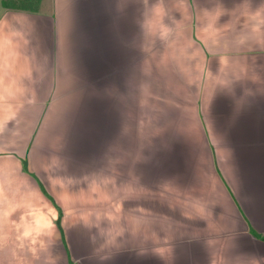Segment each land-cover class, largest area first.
I'll return each mask as SVG.
<instances>
[{"label": "crops", "instance_id": "1", "mask_svg": "<svg viewBox=\"0 0 264 264\" xmlns=\"http://www.w3.org/2000/svg\"><path fill=\"white\" fill-rule=\"evenodd\" d=\"M145 3L1 0L0 264H264V0H199L152 47ZM197 117L231 136L214 163L207 140L191 158ZM229 187L246 217L214 213Z\"/></svg>", "mask_w": 264, "mask_h": 264}, {"label": "rangeland", "instance_id": "2", "mask_svg": "<svg viewBox=\"0 0 264 264\" xmlns=\"http://www.w3.org/2000/svg\"><path fill=\"white\" fill-rule=\"evenodd\" d=\"M5 0H2V2ZM166 2L164 4L161 5L160 9L158 8L157 5V1L156 0H146V3L144 4V13H143V24L145 26V36H144V41L145 44L147 46V44H151L149 46H154L157 42H160L161 40H163L167 34H169L170 28H171V24H174V26L178 27L180 24L181 25H186L188 24V22L190 21V19H188L189 17H192V15L194 13H200V9H201V4L199 3V0H193L192 2H190L189 0H165ZM1 3V0H0ZM1 5V4H0ZM1 10V9H0ZM161 12V13H159ZM159 13V14H158ZM153 16L155 17V19L153 20ZM200 20V18H199ZM201 22V20H200ZM152 31L153 34L149 35L147 32ZM187 36L189 37L190 34V29H185L181 32H177L175 35L172 36L169 44L173 45L174 42H176L177 40H182L183 36ZM132 38V42L135 43L136 45H141L138 42V39H141V37H131ZM130 42V41H129ZM172 49V48H171ZM101 54H103V51L101 52ZM169 54L171 55L169 57L170 60H172V63L175 64L176 66H178L177 68V73L179 75V77L182 79L183 81V73L181 70V67L179 65L180 60L184 61L183 64L187 65V71L189 72V74L191 75L192 79L195 78L198 81H200V72L196 69H192V67L189 69L188 66L191 65V61H186L185 56L181 57V59L179 58L178 53H174L173 51L169 52ZM176 55V58H174L173 56ZM99 57V54H98ZM156 57V58H155ZM167 56L163 57V54L160 52L157 55L155 54L153 57H151L149 59V61H152L154 67H155V71L159 74V76L163 79V81H165L166 83H170L171 85V89L172 88H176L179 87L178 83L175 81L176 76L171 72L170 68H169V64L166 61ZM130 60H131V54H130ZM157 61V62H156ZM156 62V64H155ZM256 63H257V68L259 66L263 65V60H261V58H256ZM263 68V67H262ZM135 74L136 69L132 70ZM131 71V72H132ZM131 72H129V76H131ZM248 73H245V75H247ZM175 81V84H174ZM194 81V79H193ZM197 82H194L195 85L197 84ZM194 87V86H192ZM166 115H162L163 119L165 118ZM130 120H132V117H130ZM197 120H199V123H201V126H204L201 117H197L194 119V121L190 122L188 124V127H191V129L187 132V143L191 144V152L193 151L191 158L193 159L194 162H196L197 164L200 163L199 158L203 159V165L205 163V157H206V151L207 150L205 148V142L204 141H208L209 144V150L210 153L212 155V157L209 154V159L211 160V158L213 159V163H214V158L216 156V158L218 157V154L220 153L221 148L218 149V146H220L219 142H226L224 140H226V138H231L230 134H228L225 131H220L218 132V127L215 125L211 126V124H206L208 125V128L206 127V129L204 130L203 127L201 128L199 126V123L197 122ZM131 122V121H130ZM130 128L129 129V141H132L133 143H137L138 141H141V133H138L136 131V126L135 125H131L130 124ZM138 130V129H137ZM150 133H145L144 135L147 136ZM180 135L184 136L183 133H180ZM171 136V133L167 132L165 134L162 133H158L157 134V141L162 142V140H168L169 137ZM147 138V137H146ZM212 140V142H210ZM136 141V142H135ZM230 142V141H227ZM137 148H135L134 145H131L130 147V157H136L137 156ZM179 151V152H178ZM188 152V149H187ZM177 153L178 156H180L182 153V147H177ZM187 157H188V153H187ZM214 157V158H213ZM122 159H126V157L122 158ZM211 163V161H210ZM218 163V161H217ZM219 164V163H218ZM217 164V165H218ZM220 165V164H219ZM218 166H215V169H217ZM210 168H208L207 170H209ZM212 175L213 173H211V171L209 170L208 172V177L207 179L203 180V183H208L211 187V183L213 181L212 179ZM201 182V181H200ZM199 182V183H200ZM211 188H209L210 190ZM228 193L229 196L228 198H224L219 192L218 194H216L215 192H211L209 191L207 193L208 198L210 201L212 202H216L215 205V209L216 210L214 213L218 216L223 215L224 217H230L232 215H237V213L240 214V216L243 218V216H245L244 212L242 211V209L240 208V203H239V196L232 190L228 189ZM233 205V206H232ZM233 207H235L238 211H236L235 213H233ZM244 214V215H243ZM246 217V216H245ZM213 219L218 220V218L214 217ZM253 234H255L253 232Z\"/></svg>", "mask_w": 264, "mask_h": 264}, {"label": "trees", "instance_id": "3", "mask_svg": "<svg viewBox=\"0 0 264 264\" xmlns=\"http://www.w3.org/2000/svg\"><path fill=\"white\" fill-rule=\"evenodd\" d=\"M3 3L5 4V1H3ZM60 217H61V212L59 211V216H58V219H57V223L59 224V220H60ZM257 237L259 238H262L260 237V235L256 234Z\"/></svg>", "mask_w": 264, "mask_h": 264}]
</instances>
